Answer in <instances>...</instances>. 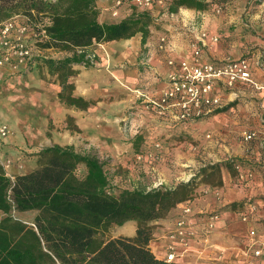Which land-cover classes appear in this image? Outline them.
<instances>
[{"label":"trees","instance_id":"16d2710c","mask_svg":"<svg viewBox=\"0 0 264 264\" xmlns=\"http://www.w3.org/2000/svg\"><path fill=\"white\" fill-rule=\"evenodd\" d=\"M162 1L171 13L180 9L206 11L211 6L205 0ZM256 2L259 5L264 0ZM99 15L97 0H0V23L10 19H15L17 26L30 23L40 35L41 50L69 53L64 58H41L36 68L45 66L51 75L58 76L61 104L82 112L95 102L75 93L71 81L76 74L74 67L91 68L88 55L98 44L131 39L137 34H142L145 44L153 25L147 11L133 12L115 23H101ZM33 70L31 66L29 71ZM142 138L139 132L135 141ZM134 149L138 150L137 144ZM36 156V167L14 178L0 162V212L4 215L0 219V264H170L151 250L157 225L169 220L180 205L195 199L200 174L213 170L220 175L223 167L244 164L230 159L203 168L200 174L174 187L162 184L129 190L111 183L97 156L81 153L74 146L54 144ZM243 207L230 206L233 210ZM28 212H36L31 223L13 216ZM130 222L136 225L135 236L106 237L115 227Z\"/></svg>","mask_w":264,"mask_h":264},{"label":"rangeland","instance_id":"374dc122","mask_svg":"<svg viewBox=\"0 0 264 264\" xmlns=\"http://www.w3.org/2000/svg\"><path fill=\"white\" fill-rule=\"evenodd\" d=\"M102 1L115 5L117 0ZM124 1L125 9H120V13L117 16L112 15L114 21L118 22L128 17L133 12L141 11L139 8L130 5L131 0ZM208 1L211 5L208 9V11H210L209 13H211L210 15L216 17L220 24L231 28V32L240 33L250 38L257 37L264 40V3L258 5L256 0ZM157 6L158 4H155L154 8L157 9ZM163 10V8L160 10L161 14L164 13ZM157 11L158 10H156V12ZM179 12H182L183 15L180 13L175 14L173 18L174 26L177 27L178 32L184 33V36L191 34L185 30L189 25L184 26V23L187 21V16L191 18L196 17L193 14L196 10L180 9ZM188 12H192V15H189ZM168 18L171 20V17ZM163 19L162 22H155L153 19V26L156 29H162L164 24L170 22L167 20V17H163ZM157 23H159V25H157ZM243 23L247 24L248 27L244 26V28H241L239 24ZM222 39L225 41L228 40L229 37L223 35ZM255 42L257 43L258 40L241 46L236 45V48L245 52L251 48L252 51H254L256 49L261 50V48L264 47V45H259L258 43L257 45ZM96 47L97 45L90 49L92 51V56L96 54L94 51ZM252 54L253 53H247L244 55L251 56ZM67 55H69V53H61L54 56L64 58ZM47 56L51 57V54H47ZM95 61L96 64L91 67L92 69L89 68L91 70L87 72L83 69H75L74 67L76 74L71 78V81L75 84V93L77 86L88 89L90 93L92 92L94 98L91 101L95 102L92 106L93 110H95L94 113L91 114L92 116H96V119H99L100 116L109 114L108 117L111 115L113 116V121H108L105 125H99L91 120V125H88L89 123L85 122H90L87 120L89 109L82 112L67 109L62 105L65 109L69 110V113H67L61 122H55L51 113L47 116V131L46 134L43 133L42 144L37 146L27 145L22 149L18 146L13 148L15 149L14 151H7L5 148H0L1 164L7 163L8 161L11 162L10 168L8 170L5 169L8 176L14 178L18 172H26L31 165L30 162L33 160V164H35L36 167V155L43 148L54 144H60L61 146H74L76 150L81 153L97 156L104 163L105 170L111 183L121 189L133 190L153 188L154 177L158 179V176L162 178L171 177L172 182L168 183V187H174L180 182H186L184 180L189 176L191 171L194 176L200 174L203 168L206 169L209 166L225 163L235 158L243 161L244 164L240 167H223L220 175L208 169L206 173L200 174L199 180L197 181L198 186L195 199L199 196L198 189L201 186H219L221 182L223 183L225 181V177L227 176L231 177L238 186H247V184L255 180V174L249 181H246L241 175H245L249 172L248 170H251L250 172H254L252 169L260 170L259 164L255 161L256 158H248L247 156L249 154L244 152L245 146L248 147L250 145V147H253L254 144H259V141L246 143L243 140V133L245 131L254 130L252 129L255 126L254 120L256 117L254 115H256V113L259 115L262 113L263 107L259 106V101L257 99L236 102L233 105L234 109L230 106L226 111L219 113L222 114L221 117L216 114V116L206 120L201 119V122H193L191 125L179 123L165 127L159 126L160 129L154 132V129H150V127L147 126L142 130L143 138L141 140L135 141L136 136L131 137L130 135H128L127 139H120L119 143H123L126 147L131 146L132 149H125L124 153H117L115 155V153L113 154L111 151L106 150L105 142L94 139L96 134H93V132L102 130L113 138L117 136L116 133L119 132L120 129L115 117H118L117 114L120 110L118 107H120V105L118 106L115 102L117 95H120L117 90L120 89H118L116 83H120L113 73L109 74L110 76H105V73H103L100 68L95 67L98 65V59L95 58ZM25 72L26 70L16 73L0 70V120L8 126H10L9 124L11 122H22L24 120H32L36 123V121L41 118L42 112L39 104L41 102L39 100L41 99L39 97L43 96L42 91L47 92L50 99L51 96L52 98L53 96L57 97L54 95V92L51 93V91L46 90L55 91V87L60 86L58 76L51 75L45 66L34 68L32 72ZM25 75H27L26 78ZM93 82L96 83V88L95 90H90ZM102 87L107 90L105 93L102 92L100 94V88ZM125 89L135 97L130 89ZM49 102L51 104L52 100H49ZM101 103L103 105H101ZM51 106L53 107V105ZM101 106H103L104 109H100ZM135 106L136 105H132V107ZM52 107L51 111H53ZM141 114H136L134 117L136 119L139 118L138 120L145 119V116H143L145 114L142 115V118ZM83 119L85 120L84 122ZM153 119L161 121L156 117ZM123 123L125 122L123 121ZM149 124L151 123L149 122ZM13 134H15L14 130L10 129L8 137ZM35 135L39 134L36 133ZM135 144L138 145V150L134 149ZM140 157L141 159H139ZM16 167H18L17 171L15 170ZM153 168L156 171H153ZM176 174H178V177L174 176ZM227 208L229 211L235 213L237 220H240V211L246 210L245 207L241 210L238 208L237 210H233L230 207ZM224 209L217 212L221 213ZM13 216L16 220L31 223L36 216V212L14 213ZM2 217H4V215L0 213V219ZM162 224H164V222L157 225V227L162 226ZM119 234L134 236L136 234V225L129 224L124 228L115 227L106 234V237L110 238ZM231 250L233 251V249ZM253 260L255 264H261L260 260ZM211 261L214 264H238L237 262L240 260L236 255H232L228 258L224 256L221 260L212 259ZM189 262L194 263V260L189 259Z\"/></svg>","mask_w":264,"mask_h":264},{"label":"crops","instance_id":"0c3cea01","mask_svg":"<svg viewBox=\"0 0 264 264\" xmlns=\"http://www.w3.org/2000/svg\"><path fill=\"white\" fill-rule=\"evenodd\" d=\"M206 1L209 2L208 0ZM97 6L100 11L99 21L101 23L117 22L114 21L112 16V12L114 10L113 4L97 0ZM121 9H125V6ZM156 10L158 11L156 12ZM160 10H162V7L157 6V9L152 8L151 11L149 10L147 12L151 13L155 22H162V20H164L163 17L167 16L164 13L161 14ZM209 12L210 11L208 10L196 11L193 14L197 18H191L189 16L186 17L187 21L184 23V26H189L184 29L191 33L186 36H184V33L177 31V27L174 26L175 24L173 18L170 20V18L167 17V20L170 22H168V24H164L162 29H156L153 25L151 26L150 36L145 44L142 42V34H137L131 39L98 44L94 49L98 59V65L95 67L100 68V70L105 73V76H110L109 74L113 73L117 81L120 83H116L118 89H120L117 90L120 95H117L115 102L118 106L120 105V107H118V109H120L117 114L118 117H115L120 129L119 132L116 133L117 136L113 138L102 130L99 132H96L97 130L93 132V134H96L94 139H98L100 142H105V148L107 151L109 150L111 153H115L116 155L117 153H124L125 149H132L131 146L126 147L123 143H119L120 139H127L128 135L134 137L139 132H142V130L147 126H149L150 129H154V132L160 129L159 126L165 127L171 124H179L172 118L163 119L159 118L152 112H148L144 106H142L143 104L138 102L137 99L125 88H141L149 90L153 94H160L168 86V75L171 71V68L168 66V60L173 59L180 62L185 59H192L193 51L191 43L200 31H206L209 38L212 36L219 37V41L215 43L208 38V45L205 48L202 57L203 61L221 62L227 59L247 58L251 64L254 78L264 86V47L261 48V50L256 49L254 51H252L251 48L245 52L236 48V45L241 46L246 43L254 42L255 40H258L257 43L259 45H264V40L257 37L250 38L241 35L240 33L237 34L231 32V28L220 24L216 17L211 16V13ZM179 13L180 12L178 11L175 14ZM188 13L189 15H192V12ZM180 14H182V12ZM157 25H159V23H157ZM239 25L241 28L247 26L245 23ZM223 35H226L229 39L224 41L222 39ZM161 36H167L169 40L167 50L164 52L158 51V42ZM257 43L255 42V44ZM247 53L253 54L251 56H245L244 54ZM177 67L178 65L175 66V69ZM75 69H83L87 72L92 68L89 69L78 66L75 67ZM0 70L13 73L24 71L23 69L14 70L11 68H4ZM26 77L27 75H25V78ZM95 88L96 83L93 82L90 90H95ZM106 90V88L102 87L100 88L99 93H105ZM46 91H51V93L54 92V95L57 97L53 96V98H55L53 99L51 96L50 99L49 94L42 91L43 96L39 97L41 99L39 100L41 101L39 103L42 112L41 118L36 121V123L32 120L11 122L9 124V128L14 130L15 134L5 139L0 138V148H5L7 151H14L15 149L13 148L18 146L22 149L27 145H40L43 141V133L46 134L47 131V116L51 113L55 122H61L65 118L67 113H69V110L65 109L58 99L61 87L56 86L55 91ZM215 91L216 93L221 94L226 107L232 105V108L234 109L233 105L236 102L251 99H257L259 101V106L263 107L260 115L257 113L254 115L256 117L254 120L255 126L252 128L258 131L261 144H254L253 147H250V145L248 147L245 146L244 149V152L249 154L247 156L248 158H256L255 161L259 164L260 170L258 171L252 169L254 172L251 173L253 177L255 174V180L247 184V186H238V184L234 182L231 177L227 176L221 186L203 185L198 189L199 196L192 201V213L188 217L189 224L196 229L198 237L195 240H191V249L188 253L181 255L175 264H214L211 261L212 259L221 260L224 256L228 258L232 255H236V257L239 258L240 261L237 262L238 264H246L249 259V257L245 254L246 245L249 240V232L253 229L256 230L258 232L259 240L264 242V89L259 91L247 90L242 93L239 91L234 93L226 92L222 88H216ZM76 94L88 101H91L94 98L92 92L90 93L88 89L80 88L78 86L76 88ZM49 100H52L51 104ZM102 103L101 105H103ZM51 105H53V107ZM132 105L136 106L132 107ZM51 107L53 111H51ZM100 109H104V107L101 106ZM94 111L93 107L89 108V116L87 120L90 122H85L89 123L88 125H91V120L95 121V123L99 125H105L108 121H113V116L111 115L108 117L109 114H104L103 116H100L99 119H96V116L91 115ZM136 114H141V118L142 115L145 114L143 115L145 116V119H136L134 117ZM213 116L216 115H212L202 120H206ZM217 116L221 117L222 114H218ZM154 117L161 121H156V119L154 120ZM84 121L85 120L83 119V122ZM123 121L125 123H123ZM149 122L151 124H149ZM5 124L6 123L0 120V127ZM184 125L188 124L184 123ZM36 133L39 135H35ZM30 163L31 165L26 172H18L16 175L32 171L35 167V164H33L34 160ZM15 170L17 171L18 167H16ZM153 171L156 170L154 169ZM248 171L250 172L251 170ZM177 175L178 174L174 176ZM192 176L193 173L191 171L189 176H187L184 181H189ZM158 177V179L154 177L153 188L157 187L160 183L168 186V183L172 182L171 177ZM232 204H244L245 209L250 212V220L248 222H243L240 218V220H237L235 213L233 211H229L227 208ZM183 207V205H180L177 209L173 210L169 215V220L165 221L162 226L157 227L154 240L151 242L150 247L157 258L161 260H165L167 247L171 242L170 233L174 230L175 222L179 219ZM222 209L224 210L219 213L220 219L215 222V228L205 235L204 233L206 232V227L210 221L211 214L217 211L220 212ZM129 224H133L135 226V223L133 222H130L125 226H128ZM125 226L119 228H124ZM120 235L127 236L119 234L113 237H118ZM231 249H233V251ZM179 252L182 251L179 250ZM222 253L223 256H221ZM189 259L194 260V263H190ZM262 264H264V262Z\"/></svg>","mask_w":264,"mask_h":264},{"label":"built area","instance_id":"2783aa9c","mask_svg":"<svg viewBox=\"0 0 264 264\" xmlns=\"http://www.w3.org/2000/svg\"><path fill=\"white\" fill-rule=\"evenodd\" d=\"M155 4L164 9V14L167 17H175V13H171L162 0H131L130 2V5L139 8L141 11L151 10ZM124 5V0H117L112 14L114 16L119 15L120 9ZM45 34L43 30V38H45ZM39 36L31 29L30 23L17 26L15 19L0 23V69L11 68L29 71L31 66L37 67L39 59L49 58L47 54L50 51L39 48ZM208 38L206 31L198 32L191 43L192 59H185L180 62L173 59L168 60V66L171 68L168 75V86L160 94H153L149 90L141 88H128L148 112L154 113L159 118H172L177 123H192L210 117L217 110L226 107L221 94L216 93V88H222L226 92L232 93L264 89V86L254 78L251 64L247 58L227 59L221 62L203 61L202 57L208 45ZM209 39L214 43L219 41L217 36H212ZM168 44V37L161 36L158 42V51H166ZM50 54L52 58H57L53 52ZM88 58L91 60L92 66L96 64L95 55H88ZM176 65L178 67L175 69ZM9 134L8 125L5 124L0 127L1 139L7 138ZM243 140L246 143L255 141L260 143V137L256 130L245 131ZM2 165L8 170L11 162L8 161ZM241 177L249 181L253 175L249 172L245 175L242 174ZM160 185L162 183L158 186ZM191 205L192 202L183 204L181 215L175 222L174 230L170 233L171 242L167 247L165 257L167 263H176L181 255L188 253L191 249V240L198 237L196 229L188 221V217L192 213ZM239 216L243 222L250 220L248 210L240 211ZM219 219L218 213L211 214L205 235L215 228V222ZM245 254L249 257L247 264H255L253 259L260 260L261 264L264 262V242L259 240L258 232L254 229L249 232Z\"/></svg>","mask_w":264,"mask_h":264}]
</instances>
